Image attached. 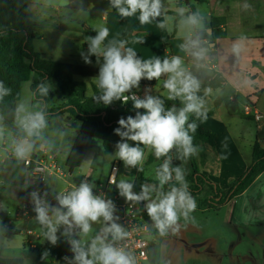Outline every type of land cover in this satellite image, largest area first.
<instances>
[{"label": "clouds", "instance_id": "1", "mask_svg": "<svg viewBox=\"0 0 264 264\" xmlns=\"http://www.w3.org/2000/svg\"><path fill=\"white\" fill-rule=\"evenodd\" d=\"M109 3L120 18L136 16L140 25L159 21L164 7L162 0H109ZM250 7L248 3L243 4L245 10ZM176 14L178 25L185 30L180 50L196 61H203L211 46L204 40V33L208 31L206 16L200 10L189 12L184 7H179ZM166 21L165 16L164 21H159L158 28L165 29ZM94 30L96 35L85 40L87 54L80 53L86 64H92L90 57L94 56L99 65L98 75L92 79L97 90L94 101L109 106L114 101L127 104L131 100L136 110L134 116L121 117L119 127L114 129L120 137L115 145V158L122 161L126 169L134 168L138 172L144 171L146 150L162 161L154 168L155 182L142 183L138 193L133 190L135 179L120 178L117 181L115 170L109 183L115 185L118 194L127 202L143 203L152 227L161 236L169 230L177 231L182 219H194L191 214L197 207L189 191L186 169L173 162H186L199 154L200 147L194 144L193 134L198 127L196 121L203 122L208 114L206 101L199 95L201 81L185 67L180 55L163 59L139 57L129 45L143 44V37L131 41L116 37L109 39V28L105 24ZM233 51H239L238 45H233ZM162 77L167 100L178 104L166 107L165 100L151 94V89L146 88L142 98L132 92L139 89L142 80L161 81ZM52 89L53 85L45 81L37 85L36 91L41 97H47ZM210 92V89L205 90V95ZM10 94L11 89L0 81V102ZM12 114L20 135L12 141L10 150L17 160H26L35 150L36 142L45 139L48 128L46 110L41 103L33 105L18 101ZM193 116L195 120L190 121ZM3 121L4 115L0 114V141L5 138ZM95 187V183L85 177L78 185L72 184L57 191L55 205L46 199L47 193L41 196L33 191L30 194L33 211L36 221L46 229L44 237L56 245L57 232L63 228L62 235L73 254L71 260L64 257L67 264H136L135 257L118 246L129 232L116 222L119 217L114 215V202L104 192L96 194ZM98 223L102 227L93 234V225Z\"/></svg>", "mask_w": 264, "mask_h": 264}, {"label": "rangeland", "instance_id": "2", "mask_svg": "<svg viewBox=\"0 0 264 264\" xmlns=\"http://www.w3.org/2000/svg\"><path fill=\"white\" fill-rule=\"evenodd\" d=\"M169 2L172 12L164 13L167 17L168 35L172 36L178 33L180 37L184 38L185 30L178 25L179 17L176 14V10L179 7H184L189 12H192V5L196 4V1L169 0ZM199 8L206 16L207 23H210L211 18L206 15L209 12V8L205 0H201ZM138 37H143L144 43L131 44L130 46L138 45L134 47V49L136 51H142V53L138 54L139 57L143 59L149 58L151 53L148 50H150V48L151 52L156 53L155 57H160L161 59L167 57L164 55L165 51H168V56L170 55L171 48L169 44L164 46L163 53L159 51V39L155 37V34H140ZM135 38L136 37L133 39ZM150 40L151 42L149 43ZM53 44L54 43L42 39L36 42V47L50 53L47 58L50 57L57 61L66 62L67 60H65V58H60V56H58V51L52 47ZM87 47L86 45L80 46V48L78 47L79 57L75 63L87 66L91 69H99V65H97L96 62L95 64H86L81 57V51L87 54ZM51 50L52 52H50ZM209 50H211L210 47ZM192 59L195 61L194 58ZM184 64L186 68H193L191 61L187 63L185 60ZM244 67L246 71L247 69H251L249 65H244ZM261 76H264V73H262ZM73 79L77 82L88 83L91 81V84L95 86L91 78H82L73 75ZM162 82L163 80L161 78V81L157 82L155 90H159L162 94H166L162 87ZM50 83L53 85V89L50 90V93L54 96L48 106L58 107L63 105L62 95L57 87L56 81L52 79ZM247 89H249L248 84L244 82L240 92L234 94L237 101L236 105L239 107L244 105L246 101L243 93L247 91ZM227 91L228 90H221L218 92L211 89L210 94L205 95L206 107L208 111L214 113V117L208 123L207 127L217 134L216 146H214V148L207 143H201L199 145V154L183 162L182 166L186 169V180L188 185L192 184L191 178L193 176V169L196 166L197 170L202 173L205 172L213 183L217 184L222 190L227 191L243 173L244 168L251 159L256 123L251 120H243L236 115L227 113L224 107V98ZM86 95H88V92H86ZM19 101H25L33 105L38 103L35 101L34 93L31 90V81L23 83L22 94ZM260 104L264 107V97ZM14 108L11 111L12 113ZM12 113L11 119L13 127L4 126L7 135L5 140L7 147H10L15 136L20 135L14 123ZM223 123L225 126L221 125ZM80 124V121L71 117L69 114L48 118V128L44 133L45 139L36 142V148L30 156L35 154L39 156L45 155L40 148L43 143L47 151L56 152V160L60 168L66 173L68 170L64 162L66 151L72 137L78 132ZM119 140L120 137L112 133L109 152L106 155L100 156L98 155L99 150H103L104 146L101 137L97 135L94 138V145L89 150L82 168L77 169L72 177H69L66 173V180L78 185L79 182L84 179L85 175H89L87 171L92 168L94 171L87 178L89 181L95 183L96 187L94 190H106L110 188L118 192L115 185L109 186L107 181L111 173V164L113 165L120 161L114 156L116 151L115 145ZM3 141L4 139L0 141V143ZM150 153L151 152L146 150V159ZM1 154L3 155L4 153L1 152ZM95 158H97V160L94 164ZM146 162L145 160L144 167L146 168L144 177L154 181V168L157 166V163ZM8 164V161L3 162L1 168H6ZM135 176H137V179L135 180L136 182L133 190L138 193L140 191V185L143 183V175L133 168L131 172L127 173L123 178L135 179ZM55 180V187L47 192L48 195L46 197L48 201L52 200L53 205L56 204L54 194L62 188L69 187L63 179L60 180L57 178ZM44 190H39L33 187V185H23V191L28 195L26 200L28 202H32L30 194L33 191H37L43 196L45 193L43 192ZM192 196L197 203L195 211L191 214L194 219H191V217L187 221L182 219L177 231L169 230L167 234L161 236L158 231L152 227V222L148 216L146 217L151 227V235L148 236V240L151 243L150 257L146 264H264V172L256 178L242 194L224 205H210L209 200L214 196V192L207 184L203 186V189L198 194ZM120 198L122 197L120 196ZM112 201L114 204L119 203V200L115 198ZM25 219L26 218L18 219V221L14 222L12 225L15 229L17 227L22 232L32 230L35 234L40 235L41 239L36 241V245L38 246V251H41L42 247L47 243V239L43 235L46 229H43L36 219L31 221ZM101 227L102 224L99 223L93 225V234L98 233ZM62 232L63 231L57 235L58 238H60L58 241L59 248L66 240ZM35 234L28 236L22 233L21 236L31 239L35 237ZM6 236V229L1 228L0 238ZM27 247L29 248V246Z\"/></svg>", "mask_w": 264, "mask_h": 264}, {"label": "crops", "instance_id": "3", "mask_svg": "<svg viewBox=\"0 0 264 264\" xmlns=\"http://www.w3.org/2000/svg\"><path fill=\"white\" fill-rule=\"evenodd\" d=\"M195 1L196 4L192 5L193 11L200 10L199 5L201 0ZM205 1L209 8V12L206 15L211 18V22L207 23L208 31L204 33V40L207 44L211 45V50H208L207 56L203 61H193V57L190 54H185L180 50L179 45L183 42V37H180L178 33L169 36L167 27L165 29L158 28L157 25L159 21L165 20V11L162 10V15L159 18V21H154L149 25H140L136 16L128 19L120 18L118 13L111 8L109 0H34L30 4V10L33 19L38 24L39 35L38 39L34 41V47L37 52L41 53L44 57H47L50 53L38 49L36 47V42L42 39L49 41L54 43L52 47L58 51V56L67 60L66 62H61L79 65L75 63L79 57V48L80 46H87V43L85 42L86 37L92 36L88 32L87 27L96 28L98 25L105 24L109 28V39H112L113 37L126 39L129 34L136 35L135 37H138L140 34H155V37L159 39V51L163 53L164 46L169 44L171 53L168 56V51H165L164 55L167 57L180 55L187 63L191 61L194 69L191 67H188L187 69L198 79H212L216 76L223 78L224 84L222 87L211 89L218 92L221 90H228L224 98V107L230 115L240 117L233 109H229L226 106L225 99L229 100L232 107L239 108L242 111H244L246 107H249L246 114H249L252 119L240 118L243 120H251L256 123L252 147L256 140H258L260 145L264 147V107L260 104L264 97V76H261V74L264 73V0ZM244 3L250 4L251 7L245 10L243 8ZM11 4L12 0H0V23L5 25L13 24L14 11ZM150 42L151 40L149 43ZM234 44L238 45V52L233 51ZM137 46L138 45H133L132 47ZM52 50L50 52H52ZM148 51L151 53L149 58H154L156 53L151 52V48ZM137 52H139L137 54L142 53V51ZM95 62L96 58L94 57L92 63L95 64ZM244 65L251 66V69H247L246 71ZM89 69L93 71L99 70ZM78 77L93 79L92 77ZM163 79L164 78L162 77V80ZM244 82H247L249 89L244 91L243 96L246 98V101L244 105L239 107L236 105L237 101L234 94L240 92ZM83 83H85L86 92H88V95L86 96H92L94 94L95 86L91 84V81ZM156 84L153 86L140 85L139 89H133L132 92L137 93L139 97L142 98L144 91L147 88L151 89V94L161 96L164 100L167 99L166 94H162L161 91L155 90ZM64 103L65 101L63 100V104ZM113 104L117 105L118 102L114 101ZM15 105L8 111V118L11 121L10 127H13L11 111ZM258 115H261V118H257L256 116ZM213 117L214 113L210 119L200 123V125L202 127H207ZM221 125L225 126L224 123ZM77 134L78 132L72 137V140L69 143L66 151L65 163ZM97 135L101 137L100 134H96L95 137ZM6 137L7 135L5 133L4 141L6 140ZM17 137L18 136H15L14 139ZM40 148L46 156L52 153L56 158V152L47 151L45 144L42 143ZM88 152L86 153L82 165L77 169L82 168ZM96 160L97 158H95L94 164L96 163ZM147 160L148 157L146 161ZM5 161L9 162L6 168H1L2 164L0 165V229H6L7 236L0 238V257L21 258L24 261V264H33L36 257L42 254L38 264H67L64 257L67 256L69 260L73 258L71 246L68 244L67 240H65V243L59 248L58 241L60 238H58L56 245L50 243L42 253L41 251H38V246L36 245V241L41 239L40 235L35 234L32 230L22 232L17 227L16 229L13 227L12 224L14 222L18 221V219H22L16 215L17 210L23 206H31L33 208V203L26 201L28 195L23 191L24 184H32L28 179L27 169L24 166L23 161L17 160L16 158H10ZM250 163L251 159L248 161V165L246 167L244 166L245 168L243 172L247 169ZM113 165L118 166L117 181L120 178H123V176L125 177L127 173L132 170L126 169L122 161L114 163ZM113 165L111 164L112 167ZM145 168L146 167H144V171L140 172V174L143 175V179L150 180L144 177ZM77 169L71 173L67 170L66 173L69 177H72ZM93 171L94 170L91 168L87 171V174L90 175ZM199 172L202 173L201 171ZM202 174L206 175L205 172ZM65 176L64 178L58 179H63L68 186L75 184L66 180ZM206 176L209 178L208 175ZM135 177L136 180L137 176ZM55 179H57V177L49 180L48 187L43 192L47 193L50 189L55 187ZM94 192L96 194L104 192L106 193L107 198H110L111 200L115 197H120L117 191L111 190L110 188L106 190L95 189ZM49 202L52 204V200ZM114 215L120 217L117 208ZM35 216L36 213L34 212L32 217L23 218H26L25 220L27 221H31L35 219ZM116 222L119 223V219ZM61 231H63V228L57 232V235H59ZM22 233L23 235L28 236L35 234V237L31 239L24 238L21 236ZM47 242L49 241L47 240ZM27 246H29V248Z\"/></svg>", "mask_w": 264, "mask_h": 264}, {"label": "trees", "instance_id": "4", "mask_svg": "<svg viewBox=\"0 0 264 264\" xmlns=\"http://www.w3.org/2000/svg\"><path fill=\"white\" fill-rule=\"evenodd\" d=\"M34 0H12V9L14 11V22L11 25L0 23V81H3L6 87L11 89V94L0 102V114L4 115L3 126L10 127L11 121L8 118V111L18 102L22 94V85L24 82L31 80V90L35 93V101L41 103V107L46 110L47 119L57 117L63 114H69L71 117L81 122L77 137L71 146L66 159V167L68 172H73L79 168L86 156V153L94 145V137L100 134L104 149L99 150V155H106L110 150L111 135L114 129L119 127L118 120L121 117L135 115L132 107V101H129L124 106L114 105L109 106L97 104L93 96H86V85L83 82H77L73 79V75L83 77H95L99 70H90L89 68L72 63H65L44 57L37 52L34 47V41L38 39V24L33 19L30 10V4ZM163 11L172 12L168 0H162ZM115 12L116 10L113 9ZM95 28L87 27L88 32L95 36ZM136 35H129L126 39H133ZM94 56L91 57V60ZM54 79L57 87L62 95L65 103L58 107H49L48 104L53 99V95L49 92L47 97H41L37 90V85L41 82ZM201 90L199 95L205 98V90L211 88L222 87L224 80L220 76L212 79L201 80ZM156 80H142L140 85L153 86ZM133 91V90H132ZM177 101H169L165 99V106L169 107ZM226 106L233 109L240 117L244 119H252L249 114L239 108L232 107L228 99H225ZM143 111V110H140ZM213 115L212 111H208L207 121ZM195 120V117H190V121ZM198 127L193 134L194 144L200 145L207 143L211 147L216 145L217 134L207 128L202 127L201 121H196ZM156 162L157 165L162 161H158L154 155L150 153L146 163ZM174 165L182 164V161L174 160ZM264 172V147L256 140L252 147L251 163L247 169L238 177L231 187L224 191L217 184L213 183L206 175L197 170L196 166L193 169L191 178L192 184H189V191L192 195L198 194L205 184L209 185L214 192L209 203L211 206L224 205L235 197L242 194L255 180ZM142 182L152 183L153 180L142 179ZM167 188V186H166ZM3 216V214H2ZM147 217V213H145ZM50 244L47 242L41 252ZM40 254L33 261V264H38L41 259ZM0 264H24L21 258H3L0 257Z\"/></svg>", "mask_w": 264, "mask_h": 264}, {"label": "built area", "instance_id": "5", "mask_svg": "<svg viewBox=\"0 0 264 264\" xmlns=\"http://www.w3.org/2000/svg\"><path fill=\"white\" fill-rule=\"evenodd\" d=\"M135 94L139 96L137 93ZM117 105L124 106L125 104L118 101ZM248 109L249 107H246L244 111L246 112ZM256 117L261 118V115ZM1 152L4 154L2 155ZM10 158L15 157L13 156L10 147H7L5 141H3L0 143V165L5 160H9ZM22 161L27 169L28 179L31 184L39 190L46 189L51 178H64L66 175V173L60 168L54 154L52 153L47 156H39L35 154ZM114 170L117 177L118 166L113 165L109 179ZM109 179L107 181L108 185H112L109 183ZM115 198L119 200V203L115 204V208H117L120 216L119 224H121L129 232V236L125 240L119 241L118 246H121L129 251L135 257L136 264H146L149 260V249L151 243L148 240V236L151 235V227L145 217L146 211L144 210L143 203L132 204L127 202L123 197ZM16 215L21 218L32 217L34 215V211L31 206H23L17 210Z\"/></svg>", "mask_w": 264, "mask_h": 264}]
</instances>
